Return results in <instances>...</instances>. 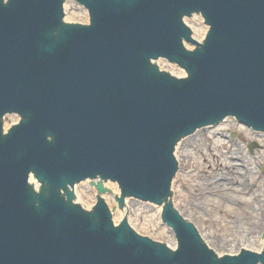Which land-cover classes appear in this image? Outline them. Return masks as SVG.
<instances>
[{
    "label": "water",
    "instance_id": "obj_1",
    "mask_svg": "<svg viewBox=\"0 0 264 264\" xmlns=\"http://www.w3.org/2000/svg\"><path fill=\"white\" fill-rule=\"evenodd\" d=\"M0 264H264V0H0Z\"/></svg>",
    "mask_w": 264,
    "mask_h": 264
}]
</instances>
